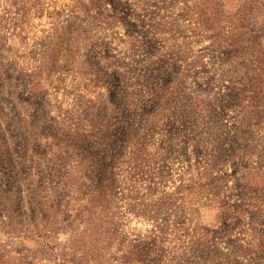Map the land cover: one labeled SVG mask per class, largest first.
<instances>
[{
	"label": "rangeland",
	"instance_id": "374dc122",
	"mask_svg": "<svg viewBox=\"0 0 264 264\" xmlns=\"http://www.w3.org/2000/svg\"><path fill=\"white\" fill-rule=\"evenodd\" d=\"M248 80L264 0H0V264H264Z\"/></svg>",
	"mask_w": 264,
	"mask_h": 264
},
{
	"label": "trees",
	"instance_id": "16d2710c",
	"mask_svg": "<svg viewBox=\"0 0 264 264\" xmlns=\"http://www.w3.org/2000/svg\"><path fill=\"white\" fill-rule=\"evenodd\" d=\"M250 84V89H248V91H250L251 93L254 94V97H256V100L262 102V100H264V85L262 84L263 81H247ZM252 83V84H251Z\"/></svg>",
	"mask_w": 264,
	"mask_h": 264
}]
</instances>
